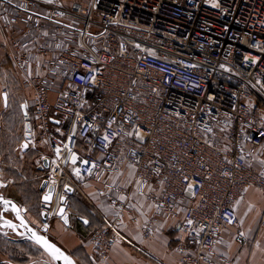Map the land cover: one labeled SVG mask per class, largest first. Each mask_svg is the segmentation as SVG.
Listing matches in <instances>:
<instances>
[{"label":"built area","instance_id":"2783aa9c","mask_svg":"<svg viewBox=\"0 0 264 264\" xmlns=\"http://www.w3.org/2000/svg\"><path fill=\"white\" fill-rule=\"evenodd\" d=\"M5 64L1 93H23L29 145L48 149L37 167L49 158L57 206L41 226L62 196L69 211V185L99 220L101 263L121 242L164 264L127 224L148 240L169 222L181 264H231L216 251L227 228L248 244L236 207L264 192V0H0Z\"/></svg>","mask_w":264,"mask_h":264},{"label":"crops","instance_id":"0c3cea01","mask_svg":"<svg viewBox=\"0 0 264 264\" xmlns=\"http://www.w3.org/2000/svg\"><path fill=\"white\" fill-rule=\"evenodd\" d=\"M16 92V90H13V95L9 97H11V99H16V97L19 96V99H21L23 93L21 91L18 93ZM20 147L22 156L25 154L24 150L22 149V142L20 143V146H16L15 149L18 150ZM46 151L48 152V149L46 147H38L37 149V152H39V154ZM5 185L6 184H4L2 189L5 188ZM92 189L93 186H89L88 188H86V191H90ZM73 196H75L79 200L77 202V207H74L73 201L70 200L68 211L70 214L69 226L66 227L65 225H63L60 219L56 217V219L53 220L56 221V226L54 227V225H52V228L49 227V229L47 230V236L53 242L57 243L62 249H65L74 258L77 264H155L154 262L145 258L141 254L137 253L135 250L122 244L121 242L117 243L115 248L112 250L109 261L105 263L98 262L92 256V248L89 242L80 244L79 241L81 240L79 234L77 232L75 233L73 229H76L77 226H81L84 230V228L87 227L90 223L92 224V222V225H95V227H92L93 229H95L99 225V220L96 216H93L87 212V205H85L86 202L80 196ZM13 200L19 204L18 200ZM134 200L136 201L138 206H140L143 210V215L141 216L140 221L141 223H144L150 217V206L146 203L144 199L134 197ZM83 203L85 207L83 206L84 211H81L79 206L80 204L83 205ZM20 205L25 206V204ZM144 213H146V215H144ZM236 213L240 223V228L244 230V232L248 236V244L243 247L238 245L233 238L236 229L227 228L222 231V240L216 245L217 253L227 257L231 264H264V227L261 226V221L264 220V192L257 188L248 189L244 195L243 200L236 207ZM26 218L30 221L34 220H31V216L29 215V213L28 215L26 213ZM79 218L87 219V221H81ZM88 218L91 220H88ZM31 223L34 226H40L39 221L36 219ZM92 227L90 228L92 229ZM169 228V222L159 220L156 223V230L154 232V236L148 240L143 239L138 228L130 224H127L123 228V232L129 238L141 244L145 249H147L152 255H154L164 264H181L179 262V253L177 252L176 248L179 243L184 242L185 237L179 231L171 232ZM63 232L66 235L70 234L72 236L70 237L72 238V241H65L64 239V242L66 243L72 242V245L69 247L64 244L62 240H59L63 238L61 235L63 234ZM15 239H18V237H16L14 234H9V238L7 239V241L11 244L22 246L24 242H18ZM0 264L30 263H23V261H18L16 258L14 260L11 258V260L3 261V258L0 254Z\"/></svg>","mask_w":264,"mask_h":264},{"label":"rangeland","instance_id":"374dc122","mask_svg":"<svg viewBox=\"0 0 264 264\" xmlns=\"http://www.w3.org/2000/svg\"><path fill=\"white\" fill-rule=\"evenodd\" d=\"M7 74L10 75L9 79L5 78ZM13 81H15L14 70L10 64H5L0 68V93L2 92L3 86H8ZM12 86H16V84L11 85V87ZM2 103L0 95V181L2 186L6 184L1 192L6 197L18 200L19 204H25V206H21L30 210L28 213L31 216V220L34 219L32 221L29 220L30 223L35 221V219H38L41 226V219L35 217L37 216L38 211H41V194L36 193L39 191L40 177L42 176L41 172L35 173L36 169H38L36 167L38 159L36 160L35 157H29L30 154H24L21 156V147L18 150L15 149L16 146H20V143L24 138V117L19 109L17 99H9V105L7 108H5ZM33 165H35L36 168L33 167ZM21 185H25V187H22ZM27 186L34 187V196L31 195L30 188ZM74 207L77 206L74 205ZM53 217L54 218L50 220V228H52V225H54V227L56 226V221H53L56 219V216ZM40 226L37 227L35 225L34 227L39 229ZM86 230H83L81 226H77L76 229H73L75 233L77 232L79 234L81 240L79 241L80 244L88 243L89 232H91V229ZM4 231L5 230L0 227V254L3 261L11 260V258L14 260L16 258L18 261H23V263L55 264V262L34 243L24 242L22 246L9 243L7 241L8 236H6ZM61 235L63 238L59 240H62V242L68 247L71 246L72 242L66 243L64 242V239L65 241H72V238H70L72 236L70 234L66 235L64 232Z\"/></svg>","mask_w":264,"mask_h":264},{"label":"water","instance_id":"95a60500","mask_svg":"<svg viewBox=\"0 0 264 264\" xmlns=\"http://www.w3.org/2000/svg\"><path fill=\"white\" fill-rule=\"evenodd\" d=\"M4 107L7 106V97L1 95ZM22 115L25 121V134L24 139H30V118L27 116L25 104L21 105ZM22 142L23 150L25 151L28 147L26 141ZM49 158H44L42 165L38 167L40 172L49 168ZM64 191L69 195H73V188L69 185L64 186ZM39 191L41 192V208L40 213L41 221H45L48 218V210L50 209L55 187L50 184L47 179H43L39 185ZM66 197L62 196L60 199V207L56 212V217L66 227L70 224V214L66 211ZM27 210L24 207H20L15 201L6 198L0 192V227L4 229V233L9 238V234H14L18 237V242H30L41 248L54 262L55 264H77L74 258L62 249L59 245L53 242L47 236V228L41 226L39 229L34 227L29 220L26 218ZM9 216V217H7ZM81 221H87V219L79 218ZM11 239V238H10ZM14 240V239H12ZM58 250V251H57ZM65 257L67 259H65Z\"/></svg>","mask_w":264,"mask_h":264},{"label":"trees","instance_id":"16d2710c","mask_svg":"<svg viewBox=\"0 0 264 264\" xmlns=\"http://www.w3.org/2000/svg\"><path fill=\"white\" fill-rule=\"evenodd\" d=\"M25 154H28V155L30 154L29 157H32V158L35 157V158H36V157L39 155V152H37V151H36V152H35V151H33V152L27 151ZM30 161H32V160H30ZM30 164H31V163H30ZM30 166H31V165H30ZM33 167H35V165H33ZM36 167H37V166H36ZM36 167H35V168H36ZM37 168H38V167H37ZM38 172L40 173V171H39L38 169H36L35 173H38ZM21 186H22V187H25V185H21ZM27 187H28V186H27ZM28 188H30L29 190H30V192H31V195L34 196V195H35V193H34V191H33V188H34V187H33V188H32V187H28ZM36 193L38 194V193H40V192L38 191V192H36ZM40 194H41V193H40ZM70 200L73 201V204L77 206V202H78V200H79L78 198H76L75 196H72V197H70ZM85 205H86V203H85ZM85 205H84V203H83V205L80 204L79 208L81 209V211H84V207H85ZM83 206H84V207H83ZM29 211H30V210H28V212H29ZM32 213H33V212H32ZM33 214H34V213H33ZM35 217L40 218V211H38L37 216H35ZM37 220H38V219H37ZM88 220H91V219L88 218ZM89 223H90V221H89ZM92 224H93V222H92ZM92 224L90 223V224H89L87 227H85V228H86V229L88 228V230H89V229H91L90 227H92V226L95 227V225H92ZM81 225H82V224H81ZM82 226H83V225H82ZM93 227H92V229H93ZM85 228H84V230H86ZM92 229H91V230H92Z\"/></svg>","mask_w":264,"mask_h":264},{"label":"flooded vegetation","instance_id":"af4514ba","mask_svg":"<svg viewBox=\"0 0 264 264\" xmlns=\"http://www.w3.org/2000/svg\"><path fill=\"white\" fill-rule=\"evenodd\" d=\"M1 95H5V94H3V93H1ZM6 97H7V106L5 107V108H7L8 107V105H9V99H11V97H9L8 95H5ZM2 99V98H1ZM3 102V101H2ZM3 104V103H2ZM23 103H19L18 102V106H19V109H20V111H21V113H22V110H21V105H22ZM4 105V104H3ZM24 125H25V121H24ZM30 129H31V120H30ZM30 132V131H29ZM24 134H25V128H24ZM25 139L23 138L22 139V141L21 142H23ZM26 141V143L28 144V147H27V149L24 151V153H26L27 151H30V152H33V151H37V148H32L29 144H30V142L28 141V140H25ZM22 148H23V146H22ZM39 156V155H38ZM38 156L36 157V160L38 159ZM35 160V161H36ZM38 165V162H37V164H36V166ZM41 173H43V172H41ZM43 179H41L40 178V181H42ZM2 185H1V181H0V192H1V190H2ZM2 193V192H1ZM3 196L5 197V195L3 194ZM71 197V196H70ZM69 197V198H70ZM6 198H9V197H6ZM9 199H11V200H13L12 198H9ZM14 201V200H13ZM16 202V201H15ZM17 203V202H16ZM18 204V203H17ZM20 207H23V206H21L20 204H18ZM25 208V207H24ZM26 209V208H25ZM68 209V208H67ZM27 210V209H26ZM42 211V210H41ZM27 214H28V210H27V212H26ZM69 213V212H68Z\"/></svg>","mask_w":264,"mask_h":264},{"label":"bare ground","instance_id":"6f19581e","mask_svg":"<svg viewBox=\"0 0 264 264\" xmlns=\"http://www.w3.org/2000/svg\"><path fill=\"white\" fill-rule=\"evenodd\" d=\"M61 199V198H60ZM60 199H58V202L60 203ZM55 201H57V198H55ZM52 212L54 213L55 212V209H56V202H53L52 204ZM51 207V206H50Z\"/></svg>","mask_w":264,"mask_h":264},{"label":"snow or ice","instance_id":"6c2138e0","mask_svg":"<svg viewBox=\"0 0 264 264\" xmlns=\"http://www.w3.org/2000/svg\"><path fill=\"white\" fill-rule=\"evenodd\" d=\"M58 251V250H57ZM65 259H67L66 257H65ZM69 264H70V262H69Z\"/></svg>","mask_w":264,"mask_h":264}]
</instances>
